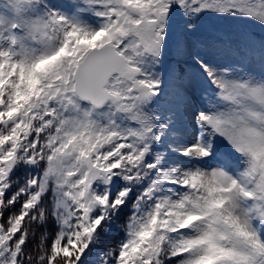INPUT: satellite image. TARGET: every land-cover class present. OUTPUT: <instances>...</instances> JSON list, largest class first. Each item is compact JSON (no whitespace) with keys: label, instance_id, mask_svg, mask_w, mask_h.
Segmentation results:
<instances>
[{"label":"snow or ice","instance_id":"6c2138e0","mask_svg":"<svg viewBox=\"0 0 264 264\" xmlns=\"http://www.w3.org/2000/svg\"><path fill=\"white\" fill-rule=\"evenodd\" d=\"M0 264H264V0H0Z\"/></svg>","mask_w":264,"mask_h":264},{"label":"rangeland","instance_id":"374dc122","mask_svg":"<svg viewBox=\"0 0 264 264\" xmlns=\"http://www.w3.org/2000/svg\"><path fill=\"white\" fill-rule=\"evenodd\" d=\"M256 29H258L259 30V28H256ZM250 30V29H249Z\"/></svg>","mask_w":264,"mask_h":264},{"label":"trees","instance_id":"16d2710c","mask_svg":"<svg viewBox=\"0 0 264 264\" xmlns=\"http://www.w3.org/2000/svg\"><path fill=\"white\" fill-rule=\"evenodd\" d=\"M121 235H122V233H121ZM114 242V241H113Z\"/></svg>","mask_w":264,"mask_h":264}]
</instances>
